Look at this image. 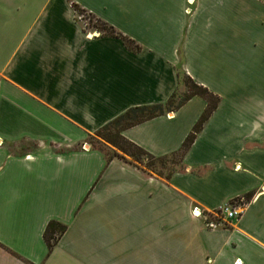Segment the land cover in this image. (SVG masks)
<instances>
[{"label": "crops", "instance_id": "obj_1", "mask_svg": "<svg viewBox=\"0 0 264 264\" xmlns=\"http://www.w3.org/2000/svg\"><path fill=\"white\" fill-rule=\"evenodd\" d=\"M187 2L0 0V264H264V0ZM182 76L219 101L169 179L89 147ZM205 108L195 96L121 136L166 158ZM241 201L213 230L192 215ZM49 222L66 230L48 255Z\"/></svg>", "mask_w": 264, "mask_h": 264}, {"label": "trees", "instance_id": "obj_2", "mask_svg": "<svg viewBox=\"0 0 264 264\" xmlns=\"http://www.w3.org/2000/svg\"><path fill=\"white\" fill-rule=\"evenodd\" d=\"M109 36L121 38L124 45L129 50H137L138 48L133 44V42L117 33L112 28H108L106 31ZM185 83L191 84L193 87V91L191 93H188L187 96H184L181 101H179L177 104L171 107L173 99L175 96H172L171 99L165 104V105H155L150 107H135L127 110L124 114L117 117L115 120L107 124L105 127H103L98 133H102V139H104L107 142H110L112 140H116L122 144H125L127 146H130L134 149H136L139 154L142 156H146L152 160H154L153 157H151L149 154L141 150L140 148L136 147L135 145L131 144L130 142L126 141L122 136L121 133L129 128H132L134 126H137L139 124H142L146 121H149L153 118H156L158 116H162L165 114V112H171L179 107H181L185 102H187L192 97H200L206 102V108L203 112V114L200 116L199 120L193 127L192 131L189 133L185 141L183 142L180 150L172 155H178L179 161L181 163V160L186 153V151L191 146L195 136L200 132L203 124L207 121V119L210 117L212 112L217 107L219 99L211 94L209 91H207L205 88H202L198 85H196L190 78L185 77ZM111 131V133H110ZM116 145V144H115ZM164 158H158L156 160H160ZM111 158H107V161H110ZM123 162L128 163L123 160ZM129 164V163H128ZM172 174V173H171ZM167 175L165 179H169L170 175ZM245 200H248V197H245ZM66 230V227L60 223L57 222H49L47 226L45 227V230L43 232V241L46 245L48 255L51 253L52 249L55 247L61 236L64 234Z\"/></svg>", "mask_w": 264, "mask_h": 264}, {"label": "rangeland", "instance_id": "obj_3", "mask_svg": "<svg viewBox=\"0 0 264 264\" xmlns=\"http://www.w3.org/2000/svg\"><path fill=\"white\" fill-rule=\"evenodd\" d=\"M74 10L77 13V15H79V17L82 19V21L84 22L85 26L88 29H96L104 32L108 30V27L104 26L99 21L87 16V14H85L83 11L79 10L78 8L75 7ZM181 80H182L181 90L177 95H175L171 107L177 104L179 101H181L182 98L184 96H187L188 93H191L193 91L192 90L193 87L191 86V84L185 83L186 81H184L185 80L184 76H182ZM101 137H102V133L99 134L97 132L87 139V144L91 149L100 152L106 159L111 158L122 161L124 160L128 162L130 165L139 168L140 170H142L143 172L149 175H155L161 178H165L167 175L173 173L174 171L182 169L178 155L169 156L160 160H156V159L152 160L146 156H142L141 154H139V152L136 149L130 146L122 144L116 140L107 142ZM214 215L215 214L212 215V218H208V219L209 221L218 224V222L221 221L220 220L221 216L215 217Z\"/></svg>", "mask_w": 264, "mask_h": 264}, {"label": "built area", "instance_id": "obj_4", "mask_svg": "<svg viewBox=\"0 0 264 264\" xmlns=\"http://www.w3.org/2000/svg\"><path fill=\"white\" fill-rule=\"evenodd\" d=\"M191 4H192V0H188L187 5L190 6ZM242 203L243 202L241 201L240 204H238V205H235V206L229 205L227 209L225 208L224 210L216 212L214 216L215 217L221 216L220 220H227V219L229 220V219L237 218L239 216V214L236 213V210L242 208V206H243V205H241ZM192 215L195 218L203 219L206 223L207 228H209L210 230H213V229L219 227V224L214 223L212 221H209V219H208L209 216L207 217V215H205L203 212L202 213L199 212L195 208L192 210ZM236 264H240V263L236 262Z\"/></svg>", "mask_w": 264, "mask_h": 264}]
</instances>
